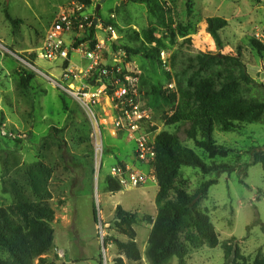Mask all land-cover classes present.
Instances as JSON below:
<instances>
[{"label":"rangeland","instance_id":"rangeland-1","mask_svg":"<svg viewBox=\"0 0 264 264\" xmlns=\"http://www.w3.org/2000/svg\"><path fill=\"white\" fill-rule=\"evenodd\" d=\"M72 1L75 0H0V208L13 206L15 187L36 202L30 176L38 164L44 165L51 172L48 202L55 211L52 223L55 248L46 256L48 264L78 261L116 264V258H122L125 264H150L145 251L152 229L148 219L156 218L159 209L157 182L122 189L115 194L107 191L105 177L119 162L136 171L142 170L135 160L131 162L133 144L123 134H112L107 126L101 128L100 136L80 102L66 92L70 81L65 76L64 66L39 56L58 13ZM164 2L165 24L152 17L145 4L133 0H105L103 3L92 0L87 13L93 18V12L101 4L100 17L107 25L115 27L120 46L116 48L105 41L120 66H130L140 72L145 102L153 111L152 130L158 134L179 132L183 144L193 149L208 166L237 168L218 178L216 173L204 175L197 168L180 169L175 185L189 193H194L204 181L217 178V184L210 187L208 196L201 202V209L214 224L219 244L216 248L206 244L195 247L194 234L184 232L181 238L188 247L185 264H235V248L252 262L258 256L264 257V169L257 164L245 170L244 165L250 163L247 154L250 148L264 146V117L259 123H236L237 127L229 131L216 128L214 141L220 149L209 153L186 137L185 128L166 125V117L172 115L175 107L165 105L160 97L149 92L154 86L167 88L166 72L172 75L175 85L180 78H186L184 72L200 53L237 55L241 50L255 81L249 86L247 97L264 102V53L254 51L249 41L256 38L264 44V1ZM5 12L15 23L6 18ZM212 17L224 18L229 24L220 32L222 48L217 47L207 32L206 20ZM149 29H154L156 36L163 39L162 50L170 56L168 65L160 63L157 57L151 60L126 50L129 46H143V33ZM81 36L71 39L74 49L86 43L87 38ZM99 36L105 39L104 32ZM108 57L106 54L105 58ZM80 61V55L72 52V64ZM76 68L78 71L81 66ZM25 71L34 76L29 88L22 86ZM97 79L94 75L92 80L86 78L85 83L94 85ZM106 92L111 94L110 90ZM98 138L104 143L100 170L95 157ZM118 206L136 215L134 228L142 255L138 262L128 261L113 245H108L106 250L103 248L108 236L128 241L115 227L114 214ZM257 220L261 223L255 224ZM59 252L64 258L59 257ZM169 264H179V261L174 258Z\"/></svg>","mask_w":264,"mask_h":264},{"label":"trees","instance_id":"trees-1","mask_svg":"<svg viewBox=\"0 0 264 264\" xmlns=\"http://www.w3.org/2000/svg\"><path fill=\"white\" fill-rule=\"evenodd\" d=\"M77 1L87 6L92 5V0ZM133 1L145 4L150 15L158 22H167L164 0ZM190 3L191 1L188 2L189 8ZM5 16L11 23H15L8 12H5ZM206 24L207 32L217 47L222 48L220 32L228 27V21L221 17H212L206 20ZM91 33L94 34L93 29ZM143 37V46L126 47L128 53L143 54L151 60L157 57L161 63L160 52L165 47L163 39L156 36L154 29L144 31ZM249 41L254 51L258 54L264 53L263 43L256 38ZM114 46L118 48L119 42ZM166 75L168 83H172V75L169 72ZM183 75L186 78L177 81L175 92L154 86L149 95L158 96L165 105L175 107L172 115L166 117V125H180L185 128L186 137L194 140L205 151L215 153L220 149L214 141L216 128L229 131L237 127L236 123L254 124L263 120L264 102L247 97L248 88L255 81L247 69L241 50L237 55L222 52L200 53ZM33 78L32 74L25 71L22 86L29 88ZM155 148L154 166L159 188L156 203L159 209L156 218L148 219L152 229L145 255L150 264H169L174 258L178 259L179 264H185L188 247L181 238L184 232L190 231L194 234L195 247L203 244L210 248L218 246L215 226L209 215L201 209V202L208 196L210 187L217 184L219 175L231 173L237 168L206 165L193 149L183 144L179 132H160L155 140ZM247 154L250 155V163L244 165L245 170L250 165L257 164L264 169V146H254ZM119 165L125 166L122 162ZM182 167L200 169L204 175L216 173L217 178L204 181L194 193H189L184 187L175 185ZM50 177L48 168L38 164L36 171L30 176V185L38 200L31 201L21 189L15 187L13 206L10 209L0 208V264H35L37 261L38 264H48L46 256L55 248V232L52 228L55 211L48 202ZM104 184L110 193L122 191L120 183L108 173ZM95 221L97 222L96 216ZM114 221L118 232L128 241L108 236L104 239L106 247L115 246L128 261H140L142 255L134 228L136 215L118 206ZM254 223L261 222L257 220ZM234 256L235 264H264V257L258 256L251 262L241 255L238 248H235ZM115 262L125 264L122 258H116Z\"/></svg>","mask_w":264,"mask_h":264},{"label":"built area","instance_id":"built-area-1","mask_svg":"<svg viewBox=\"0 0 264 264\" xmlns=\"http://www.w3.org/2000/svg\"><path fill=\"white\" fill-rule=\"evenodd\" d=\"M89 7L77 0L62 7L46 36L39 56L49 62H60L64 66L65 76L70 81L65 88L66 92L80 102L94 127L100 131V136L101 128L107 126L112 134H123L133 142L135 159L143 166V171L115 165L109 169L108 175L119 182L122 189L156 183L154 164L155 140L158 133L152 130L153 111L145 102L141 74L130 66H120L117 60H114L116 54L105 40L112 46L118 44V33L115 27L107 25L96 11L91 18L87 13ZM111 18L114 19L115 16L112 15ZM98 31L105 33V39L100 38ZM80 35L87 38V41L82 48L74 49L71 39L73 41L74 37L79 38ZM72 52H76L82 59L78 71L77 65L71 62ZM106 54L110 56L107 59ZM160 60L164 65L169 64L170 56L166 51L160 52ZM94 75L98 77L94 85L85 83L86 78L92 80ZM166 89L175 92V83L168 84ZM108 90L111 94H107ZM101 111L104 114H100ZM103 148L102 139H96L95 157L99 170L102 165L99 158H102ZM59 257L64 258V254L59 252Z\"/></svg>","mask_w":264,"mask_h":264},{"label":"water","instance_id":"water-1","mask_svg":"<svg viewBox=\"0 0 264 264\" xmlns=\"http://www.w3.org/2000/svg\"><path fill=\"white\" fill-rule=\"evenodd\" d=\"M104 1H105V0H102V3H103ZM101 7H102L101 4H98V5H97V8H96L97 13L100 12ZM103 248H104V250L107 249V247H106L104 241H103ZM73 264H88V262H87V261H78V262H74Z\"/></svg>","mask_w":264,"mask_h":264},{"label":"crops","instance_id":"crops-1","mask_svg":"<svg viewBox=\"0 0 264 264\" xmlns=\"http://www.w3.org/2000/svg\"><path fill=\"white\" fill-rule=\"evenodd\" d=\"M95 6H96V4H95ZM101 9H102V7H101ZM96 12H97V11H96ZM98 14H99V13H98ZM99 15H100V14H99ZM100 32H101V31H99L98 33L100 34ZM81 62H82V61H80L79 63H76V65H80ZM130 143L133 144V142H130ZM133 148H134V144H133ZM134 160H135V162H137L136 159H135V153H134V151H133V158L131 159V162H133ZM137 164L140 165L138 162H137ZM140 166H141V165H140ZM141 169H144L143 166L141 167ZM70 262H71V261H70Z\"/></svg>","mask_w":264,"mask_h":264}]
</instances>
